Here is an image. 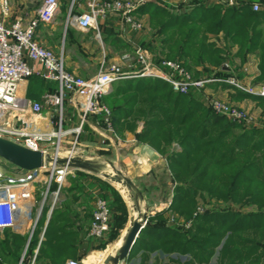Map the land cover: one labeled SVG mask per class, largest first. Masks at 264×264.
Wrapping results in <instances>:
<instances>
[{
  "label": "trees",
  "instance_id": "1",
  "mask_svg": "<svg viewBox=\"0 0 264 264\" xmlns=\"http://www.w3.org/2000/svg\"><path fill=\"white\" fill-rule=\"evenodd\" d=\"M207 1L210 0L192 1L195 6L189 13H173L168 5L151 2L138 5L134 13L148 15L149 25L152 28L159 26L160 33L180 27L161 41L180 61L191 58L190 50L201 30L204 34H222L229 46H236L237 51L233 55L228 51L222 57L225 52L219 47L200 42L198 58L202 62L212 59V64L221 69L222 63L227 60L230 70L235 72L237 67L233 58L251 56L257 62L259 76L262 77L255 81H263L264 9L253 11L254 0H241L236 6H227L221 0L210 4ZM189 24L196 26L190 28L184 38L181 28ZM176 35L183 39L177 40ZM109 36L120 42L121 48L127 52L133 51L122 44L115 33ZM139 44L150 49V44H144L143 39ZM174 44H178L179 49ZM184 66L188 69L187 65ZM221 71L223 77L229 76L226 71ZM237 74L240 78L244 76L239 72ZM36 81L38 79L34 76L28 79L30 86ZM50 91L54 90L50 88ZM26 96L28 99L36 98L30 88H27ZM243 97H251L264 107V97L247 94ZM103 103L109 107L112 124L119 135L126 131L134 133L137 123L142 124L135 137L138 142L147 144L165 157L172 184L168 208L148 217L127 262L138 258L139 264H145L151 254L162 253L188 258L183 263L170 258L175 264H210L214 256L216 264H256L261 259L264 264V128L245 127L216 115L202 104L200 92L175 93L159 79L118 81L103 97ZM70 179L72 187L66 189L69 201L62 209L52 210L36 264H65L68 259L76 257L81 242L82 219L74 206L81 200L93 199L91 192L85 193L86 189L92 188L91 180L104 184L102 187L111 195L108 204L112 223L106 243L98 248L102 250L114 241L127 223L126 206L112 186L81 171H75ZM84 179H91L87 188L83 184ZM55 187L53 183L51 189ZM205 198L225 206L195 212L198 199ZM232 205L255 209L241 213L232 211ZM86 207L91 223L93 208L88 204ZM170 212L189 220L190 226L185 228L182 224H175L176 221L169 223ZM45 215L44 208L30 250L37 245ZM25 241L16 233L3 231L0 261L18 264ZM154 263L158 264L156 257Z\"/></svg>",
  "mask_w": 264,
  "mask_h": 264
},
{
  "label": "built area",
  "instance_id": "2",
  "mask_svg": "<svg viewBox=\"0 0 264 264\" xmlns=\"http://www.w3.org/2000/svg\"><path fill=\"white\" fill-rule=\"evenodd\" d=\"M73 3L74 0L68 12L67 24L81 31L93 29L97 39H100L98 20L109 15L119 17L129 33L137 34L143 29L142 23L132 14L137 7L136 3L125 0H90L85 12L72 15ZM223 3L236 6L241 0H223ZM58 6V0H42L30 18L18 16L10 22L0 20V138L48 155L46 166L32 171L14 167L17 172L13 174L7 173L0 161V232L10 228L25 238L19 264H36L44 229L38 235L36 247L30 250V245L42 217L44 204H49V212L52 211L60 202V189L66 178L80 171L58 164V160L62 159L59 158L60 151L67 146L63 158L75 155L77 157L74 158L91 161L87 155L89 153L85 152L79 142L87 117L101 118V145H120L121 139L112 124L111 111L103 103V97L110 92L114 83L131 78L159 79L167 83L173 92L188 94L191 91H202L212 81L193 79L179 62H155L138 46L131 54L123 53L120 64L110 63L93 76L82 78L70 73L65 68L62 56L56 55L36 39L38 26L51 22L58 12ZM252 10L259 11L261 7L253 3ZM8 12L9 0H0V14L7 16ZM32 76L56 83V90L44 93L40 101L28 100L25 88ZM223 82L248 95L264 97V83L244 85L233 77ZM203 102L214 114L245 127L250 126V117L244 111L208 96H205ZM71 108L80 114L79 124L75 127H70ZM51 147L52 154H49ZM52 183L56 185L54 190L51 189ZM36 192L38 201L34 197ZM92 208L89 237L99 244L106 243L112 223L108 201L96 193ZM84 258L69 259L65 264H85Z\"/></svg>",
  "mask_w": 264,
  "mask_h": 264
},
{
  "label": "crops",
  "instance_id": "3",
  "mask_svg": "<svg viewBox=\"0 0 264 264\" xmlns=\"http://www.w3.org/2000/svg\"><path fill=\"white\" fill-rule=\"evenodd\" d=\"M18 1L20 5L16 6L17 0H9L8 15L2 16L0 14V20L4 22H10L11 20L15 19L18 16L30 18L34 16L35 10L37 9V7L39 6L42 0H18ZM89 1L90 0H74V3L72 5V9H73L72 15H79L85 12L87 10V3ZM58 2H59L58 12L56 13V15L54 16L51 22L47 24L41 23L38 26L36 30V39L43 46L51 49L56 55L62 56L64 60L65 68L68 72L73 73L75 75H79V74L84 75V71L82 70L83 67L80 66V64L81 65L83 64V66L91 64L92 53L94 49L97 48L96 42L100 44L99 46L101 49H103V51H105V49L106 51L107 49H110L114 52L112 56L110 55L111 56L110 60L112 62H120L119 55L122 56L123 53L127 51L125 48H121L122 45L120 42L113 40V36H109L112 33H115V36L119 37L122 44L128 45L129 48L133 50V47L130 45V43L121 39L123 37L118 36V33L122 35L123 25L121 24L120 20L117 17L109 15L104 19L98 20L100 39H97L95 36V31L93 29L81 31L73 27L72 25L67 24L68 12L72 0H58ZM148 2L151 3L163 2L164 4L170 7L167 1L164 2L162 0L160 2L157 0H144V2L142 3L145 4ZM213 2L215 1L210 0L207 3L210 4ZM135 14L145 19L148 18V15H140L138 13ZM229 50L230 52L232 51L231 53L233 55L237 51V47L231 46L229 47ZM250 66L251 64L247 62L241 65L240 69H237L238 70L237 72L242 73L244 75L242 78H240L238 74L235 73L234 71H233L234 73H230L228 71L225 74L227 73H228L227 75L232 74V76H234L233 78H237L245 84L248 83H252V85L260 84V82L254 80L256 79V76H258L259 74L257 65L256 66L254 65L253 68L254 70L253 69L251 70ZM90 76L86 75L85 78ZM34 77H36L38 81L34 83L32 82L33 84L30 87V91H32L33 94L36 95V98L33 99L27 98L26 96L27 88H28V81H27L25 88V97L28 100L40 101L41 96L47 91H50V88L54 91L56 90L57 88L56 83L44 81L43 79L37 76ZM214 78L215 79L212 80L206 87L205 90L206 93L217 98L229 100L235 106L241 107L243 105L249 104L250 100H248V98L246 97H243V94L245 93H242L236 90L233 86H230L225 82H223L222 78H231L230 76L222 77L215 75ZM70 113L72 117V122L70 124V127H75L76 125L79 124L80 114L74 108L70 109ZM141 128H142V124L137 123L134 133H126L123 136L120 135L121 136L120 145H115L112 143H106L104 145H101V140H102L101 133L103 129H102V125L100 124V120L98 117L88 116L82 126V134L79 137V142L81 146L90 149V152H87L89 153V155L93 154L92 151L93 149L97 151L98 150L106 151V154L105 153L104 154L107 157H103V156L101 157L107 158L106 161L111 168L115 169V171L117 172H120L122 176L128 178L135 185L137 190L140 191V193L142 194L145 203L151 205V203L149 204V201L151 200L149 197H160L159 198L161 200L160 207H163L164 206L163 204L166 202V197L170 196L172 189L170 174L167 168L165 157L157 153L153 148H151L147 144L137 141L135 137V133H139ZM5 170L9 174H13L17 172L14 166L12 165H7V168ZM88 175L96 177V175L93 173H89ZM96 178L99 179L98 177ZM90 180L91 179L83 180V184L85 185L86 188L87 185L92 181L91 190L86 189L85 193L91 192L92 197H94V194L96 193L100 194V196L102 197L105 196L106 197L105 199L108 201L111 195L107 189L102 187L104 184L102 183L99 184V182L93 180L90 181ZM102 182L106 183L104 180H102ZM109 185L115 189V191L122 199L123 197L120 195V192L118 190V188L121 187L120 184L115 183ZM122 201L124 202L127 209V223H128V220L130 219L128 205L127 202L124 201L123 199ZM86 202H88L87 203L88 206L91 207L93 199L89 201L81 200L77 202V204L74 206V208L76 207V211L79 214V217L82 219L81 220L82 222H80L81 242L77 248V252H76L77 258L75 257L73 260H80L83 257H85L86 254L92 253L89 254L88 260L95 262L97 259L96 258L97 253H99L101 249L98 248L100 244L89 237L88 227H90V216L88 215L87 212L88 209L86 207L87 206ZM152 202L154 203V201ZM127 223L125 227L127 226ZM5 230H8L12 233H16L10 228L4 229L3 231ZM3 231H1L0 233H2ZM123 240H124L123 236H121L118 240L114 242L110 251L106 250L107 251L105 252L106 254H101V257L105 255L103 261L107 256L115 255L114 250H118V248L122 245ZM160 255L163 257H167L169 259L177 258V255L169 256V255H164L162 253H158V254L154 253L151 254L150 257L152 256L153 260L155 259V257L159 259ZM179 258H185V257H179ZM0 264H9V263L0 261Z\"/></svg>",
  "mask_w": 264,
  "mask_h": 264
},
{
  "label": "rangeland",
  "instance_id": "4",
  "mask_svg": "<svg viewBox=\"0 0 264 264\" xmlns=\"http://www.w3.org/2000/svg\"><path fill=\"white\" fill-rule=\"evenodd\" d=\"M125 1H130V2L136 3L137 6H138V4L139 5L143 4L142 2H144V0H125ZM140 1H142V2L140 3ZM157 1L160 2L161 0H157ZM162 1H164V2L167 1L169 3L171 11H173V13H181V12L189 13L190 10L192 9V7L195 6V4L192 2L194 0H162ZM253 2L258 4L262 9H264V1L259 2V1H255L254 0ZM160 3L164 4L163 2H160ZM221 3H223V0L221 1ZM19 5H20L19 1L17 0L16 6H19ZM132 14H133V17L136 20H138V21H140L142 23L143 29L141 30L140 33L132 34V33H129L128 29L123 25V27H122V30H123L122 35L118 33V36L123 37L121 39H123L124 41H127L128 43H130V45L133 47V51H134V48L138 46L143 51H145L149 56H151V58L155 62H159V61H162V60L179 62V63L182 64L183 68L188 71V73L191 75V77L193 79L214 80L215 79L214 78L215 75L223 77V75H222L223 73H221L222 72L221 70L226 71V72L229 71L230 73H234L232 70H230L231 68L229 67L227 60L222 63V65H221L222 69H221V68H218V67H216V66H214L212 64L213 63L212 59L203 60V62H202V60H200L198 58L197 51H200V49H201L200 48V44L202 42L205 43V45H213V46L219 47L222 51L225 52V54H223L222 57L225 56L226 53H228V51H230L229 50V47H230L229 45L230 44L228 43V41L226 39L223 38L222 34H219V35H212L211 33H205L204 34V32L201 30V33H199V35H197L196 38L194 39V46L190 50L191 58L185 59V61H180V60L177 59L176 54L173 53L172 51H170L169 49L165 48V46H163V44L161 42V41H163V39L170 37L173 34V30L174 29H180V27L179 28H174V29H172V30H170L168 32L160 33V27L159 26H157L156 28H152L149 25V18L145 19L143 17H139V16H137L134 13V11L132 12ZM117 18L119 19V17H117ZM163 19L166 20V18H163ZM120 22H121V24H123L121 20H120ZM194 26H196V24H189L188 26L181 28V30L183 31L184 38H185V35H187L189 29L194 27ZM178 31H180V30H178ZM175 38H177V40L178 39H183V37H181L180 35H176ZM142 39L144 40V44H148V43L150 44V49L144 48L138 43ZM96 45H97V48H95L93 53H92V62H91V64L85 65V66H83V64L82 65L80 64V66L83 67L82 70L84 71V75L79 74L78 76H80L82 78H85L86 75L87 76H90V75L93 76L98 71L104 69L105 66H107L110 63L120 64V62H112L110 60L111 59L110 57L114 54V52L112 50L107 49V51H106V49H105V51H103V49H101L100 46H99L100 44H98L96 42ZM174 47H178V49H179V45L178 44H174ZM133 51L132 52L128 51V52H124V53L131 54V53H133ZM119 57L121 58V55H119ZM230 57L233 58V56H230ZM233 61L235 63L234 65H236L237 69H240L241 65H243L244 63H247V62L249 64H251V66H250L251 70L254 68V65L255 66L257 65V62L255 60H253L251 56H247L244 59L242 57L233 58ZM99 65H101V66H99ZM184 65H187L188 69ZM237 71L238 70H236L235 73H237ZM229 76L230 77H234V76H232V74H229ZM261 78L262 77L259 76V74H258V76H256V79H254V80H259ZM222 79L224 80L226 78H222ZM259 82H260V84H262V83H264V80L263 81H259ZM208 84H206L205 88L202 91H200V101L202 102L203 105H204L203 99L205 98V96H208L211 99H215V100L221 101L223 103H227L231 107H233V108H235V109H237L239 111H244L245 113H247V115L250 117L249 118L250 119V126L249 127L254 126V127H262V128H264V115H263L264 107H263V105L259 104L253 98L248 97V100H250L249 104L243 105L241 107L235 106L229 100H226V99L224 100V99H221V98H217V97H214V96L209 95L208 93H206L205 90H206V87L208 86ZM243 84L244 85H252V83H248V84L243 83ZM28 85H29V83H28ZM30 87L31 86L29 85L28 88H30ZM236 90H238V89H236ZM238 91H240V90H238ZM195 92H198V91H195ZM240 92H242V91H240ZM249 96H252V95H249ZM252 97H256V96H252ZM126 133H130V132H127V131L124 132V134H126ZM116 134H117V136L119 138L121 137L119 135V133H116ZM66 150H68L67 146H65L60 151L59 158H63L65 156ZM84 150H85V152L86 151L90 152V149H88L86 147H84ZM92 151H93L92 155H89V154H87V155L89 157H91V161L92 162H95V163L100 165V170H99L100 172L104 171V173L108 172V173H111V174L116 172L115 169L111 168L109 166V164L107 163V161H106L107 158H103V157H107L105 155L106 151H104V150H98L97 151L95 149H93ZM49 154H52V147H51V150L49 151ZM101 156H103V157H101ZM74 157H77V156L74 155ZM0 161L4 165H6L5 161H3L2 159H0ZM45 175H47V173ZM95 175H96V177L101 179V177H99V174H95ZM70 177L71 176H68L66 178V180L64 181V183H63V185H62V187L60 189V196H59L60 202H59V204H57L54 207L57 210L62 209L64 203L69 201V196L66 193V189L72 187V182L70 181L71 180ZM103 180L106 183H108V184H113L114 183V182H111L110 180H107V179H103ZM118 190L120 192V195L123 197L122 199L124 201H126L127 205H128V211H129L130 219L128 220L127 226L122 231H120L118 237L114 241L110 242L107 245V247H105L99 253H97V256H96L97 259H96L95 262L87 259L88 258L87 255L92 254V253L86 254L85 258H84L85 264H102L103 258H104L105 255H103V257H101V254H106L105 252H107L108 250L110 251L112 246H113V244H114V242L116 240H118L121 236H123V239H124L127 230L130 228V222L136 216V211H135L134 208L136 207L137 204H138L141 212L146 213L147 216L149 217L150 215H153V214H155V213H157L159 211L167 209L168 205L170 204V201H171L170 196L166 197V202L163 204L164 206L162 205L163 207H160V202H161V200L159 199L160 197H149L151 199L149 201V204L151 203V205H148L147 203H145L144 199L138 200L137 203H135V201L133 200V196L135 195V193L133 191H129L123 186L118 188ZM34 197H35L36 201L39 200L38 192H36ZM152 201H154V203ZM218 206L223 207L225 205L222 204L221 202H216L214 200H209L208 198H205V199H202V200L198 199V204L196 206L195 212L202 213L205 209H213V208H217ZM44 208L46 209V215H45L46 217H45V221L43 222V225H42L43 227L40 225L42 230L43 229L45 230V226H46V224H47V222H48V220L50 218V215H51V211L49 212V204L45 203L44 204ZM230 209L232 211H240L241 213H244V212H251L255 208L254 207H240L238 205H232L230 207ZM168 216H169V221H170L169 223H173L172 221H174V222L176 221L175 224H182V226L185 227V228H188L190 226V224H191V222L189 220L186 221V219L184 217L175 215V214H173L171 212L168 213ZM40 227L38 229L39 231H40ZM88 229H89V227H88ZM0 238H2V233H0ZM116 253H117V250H114V254H116ZM176 259H178L181 263H183L188 258L187 257H185V258L177 257ZM258 263L262 264V259L259 262L257 261L256 264H258ZM120 264H139V259L135 258V259H133L132 261H129V262H127V259H126L125 261L121 262ZM145 264H155L152 256L150 257V260L145 262ZM158 264H175V263H173L169 258L163 257V256L160 255L159 259H158ZM210 264H216V256H214L212 258Z\"/></svg>",
  "mask_w": 264,
  "mask_h": 264
},
{
  "label": "water",
  "instance_id": "5",
  "mask_svg": "<svg viewBox=\"0 0 264 264\" xmlns=\"http://www.w3.org/2000/svg\"><path fill=\"white\" fill-rule=\"evenodd\" d=\"M0 159L6 162V165L3 166L4 169L7 168L8 164L19 170L32 171L46 166L48 155L42 153L41 151L29 150L10 140L0 138ZM58 164L67 165L72 169L84 172L99 174V177L103 179L120 184L127 190L135 193L133 196L135 203H137L138 200L143 199L141 193L137 190L135 185L128 178L122 176L120 172L116 171L114 174L100 172L99 164L90 160L74 157L59 159ZM134 209L136 211V216L130 222V228L126 232L122 245L118 248L117 253L114 256H107L102 264H120L128 258L137 237L144 228L148 219L147 214L141 212L138 204Z\"/></svg>",
  "mask_w": 264,
  "mask_h": 264
},
{
  "label": "bare ground",
  "instance_id": "6",
  "mask_svg": "<svg viewBox=\"0 0 264 264\" xmlns=\"http://www.w3.org/2000/svg\"><path fill=\"white\" fill-rule=\"evenodd\" d=\"M104 172V171H103ZM106 172V171H105ZM106 173H108V172H106ZM114 174V173H113ZM113 184H115V183H113Z\"/></svg>",
  "mask_w": 264,
  "mask_h": 264
}]
</instances>
